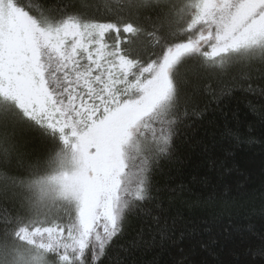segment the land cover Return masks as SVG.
Returning <instances> with one entry per match:
<instances>
[{
  "label": "snow or ice",
  "instance_id": "1",
  "mask_svg": "<svg viewBox=\"0 0 264 264\" xmlns=\"http://www.w3.org/2000/svg\"><path fill=\"white\" fill-rule=\"evenodd\" d=\"M202 80L220 104L264 100V0H0V264H127L174 240L183 188L154 175L203 115ZM31 131L54 145L43 168ZM249 253L264 264V244Z\"/></svg>",
  "mask_w": 264,
  "mask_h": 264
},
{
  "label": "trees",
  "instance_id": "2",
  "mask_svg": "<svg viewBox=\"0 0 264 264\" xmlns=\"http://www.w3.org/2000/svg\"><path fill=\"white\" fill-rule=\"evenodd\" d=\"M24 2L36 5L38 0ZM112 2L84 0L101 8ZM207 82H200L199 95L187 89L192 96L189 110L194 107L203 115L187 121L176 159L165 162L154 175L159 184L183 188L169 205L176 238L163 248L144 245L133 250L127 264H258L249 250L264 244V119L251 111L250 102L259 110L264 100L234 95L220 104L202 94ZM225 125L238 129L239 141L222 135ZM248 136L256 142L248 143ZM24 139L26 158L43 168L54 145L36 131L25 133ZM193 141L210 150L201 151ZM140 227L134 220L121 244L127 245Z\"/></svg>",
  "mask_w": 264,
  "mask_h": 264
}]
</instances>
